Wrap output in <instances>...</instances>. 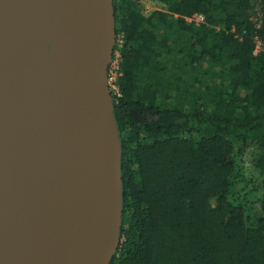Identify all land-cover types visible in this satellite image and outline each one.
Here are the masks:
<instances>
[{
  "label": "trees",
  "instance_id": "1",
  "mask_svg": "<svg viewBox=\"0 0 264 264\" xmlns=\"http://www.w3.org/2000/svg\"><path fill=\"white\" fill-rule=\"evenodd\" d=\"M155 1L113 0L124 194L110 264H264V26L250 20L264 0Z\"/></svg>",
  "mask_w": 264,
  "mask_h": 264
},
{
  "label": "water",
  "instance_id": "2",
  "mask_svg": "<svg viewBox=\"0 0 264 264\" xmlns=\"http://www.w3.org/2000/svg\"><path fill=\"white\" fill-rule=\"evenodd\" d=\"M116 37L113 0H0V80L25 81L15 100L0 85V264H22L39 243L62 163L40 264L111 263L124 194L107 81ZM60 117L67 139L47 128Z\"/></svg>",
  "mask_w": 264,
  "mask_h": 264
},
{
  "label": "bare ground",
  "instance_id": "3",
  "mask_svg": "<svg viewBox=\"0 0 264 264\" xmlns=\"http://www.w3.org/2000/svg\"><path fill=\"white\" fill-rule=\"evenodd\" d=\"M17 36L15 35L13 42H16ZM13 44V43H12ZM32 57V52L27 51L21 56V61L26 62L29 58ZM25 84L23 79H19L16 74L13 75V78L9 76L4 77L0 80V85L5 90L8 95L15 100L19 90ZM44 95V92L41 90L35 92V94L24 103V107H29L32 103H35L39 99H41ZM66 119L60 117L56 122L47 125V128L56 136H61L64 138L69 137L68 131L64 133L63 125L65 124ZM62 165L57 173V183L55 184V190L51 199V206L49 208V212L46 215L43 221V228L40 234L39 243L33 248V250L27 254L25 261L22 264H40L43 259L44 253L47 250L50 241L53 237L57 216H58V206L60 200V192L62 190V178H63V169Z\"/></svg>",
  "mask_w": 264,
  "mask_h": 264
},
{
  "label": "built area",
  "instance_id": "4",
  "mask_svg": "<svg viewBox=\"0 0 264 264\" xmlns=\"http://www.w3.org/2000/svg\"><path fill=\"white\" fill-rule=\"evenodd\" d=\"M173 16L179 17L180 15L177 13H174ZM184 20L187 23H191L194 25H199L201 23L205 22V17L202 14H194L192 16H182ZM250 20L253 22L255 28L260 29L264 26V8L257 6L250 17ZM231 32L235 33V37L241 39V36L239 33L235 31V29L232 27ZM122 42L121 37H116V43ZM255 47L253 49V54L257 55L262 49H264V36H260L259 34H256L254 37ZM120 51L119 49L114 48L113 55L111 58V61L108 66L107 71V81L110 88V91H114V93H118V87L116 85V80L118 76H120Z\"/></svg>",
  "mask_w": 264,
  "mask_h": 264
},
{
  "label": "rangeland",
  "instance_id": "5",
  "mask_svg": "<svg viewBox=\"0 0 264 264\" xmlns=\"http://www.w3.org/2000/svg\"><path fill=\"white\" fill-rule=\"evenodd\" d=\"M140 2L142 3V7H143V11L145 13H149L150 11L154 10V9H159L160 6L156 3L155 0H140ZM246 162L244 164V169H245V173L247 174V171H249V169H246V165L247 168H252V164L251 161L248 157L245 158Z\"/></svg>",
  "mask_w": 264,
  "mask_h": 264
}]
</instances>
